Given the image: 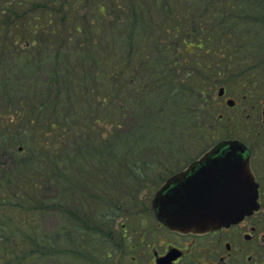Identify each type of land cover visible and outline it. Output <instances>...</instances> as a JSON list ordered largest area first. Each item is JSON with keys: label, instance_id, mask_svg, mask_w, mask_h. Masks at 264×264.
<instances>
[{"label": "trees", "instance_id": "1", "mask_svg": "<svg viewBox=\"0 0 264 264\" xmlns=\"http://www.w3.org/2000/svg\"><path fill=\"white\" fill-rule=\"evenodd\" d=\"M114 1L0 0V95L6 106L0 112V264H43L69 252L85 256L88 264L98 263L99 245L110 244L111 238L120 235L123 225L130 224L129 210H136L133 206L141 202L139 191L132 190L136 183H146L141 177L145 167L139 165L137 156L147 152L155 159V153L140 143L155 134L153 119L165 118L172 104L179 106L173 115L177 121L190 119V130L196 135L214 138L199 121L204 99L202 84L192 80L196 75L193 63L183 58L148 59L146 51L135 47L136 26L142 33H155L150 18L153 6L141 0L117 1L119 12L112 19ZM191 1L185 12L194 9L198 26L202 21L206 24L195 30L196 47L207 46L214 56L223 51L222 57H227L224 52L232 48L236 27L229 20L240 19V26L252 21L245 12L232 18L230 13L236 11L232 3ZM162 3L164 25L168 32L177 33V21L170 25L167 19L171 1ZM152 4L161 6V0ZM253 23L264 27V19L257 16ZM118 31V36L123 31L127 35L123 48L115 50L109 43H116L113 37ZM2 36L15 46H24L22 50L15 47L16 53L5 62L2 56L10 53L2 48L6 41ZM185 36L182 33L179 38L183 53L193 55ZM159 41H155L156 50L161 47ZM60 44H67L65 51L59 49ZM20 58L22 66L17 63ZM46 59L51 65L37 78L35 63ZM152 98L162 106L144 122L143 111L150 108L147 103ZM127 115L136 119L134 133L115 136ZM115 139L119 143L113 146ZM159 161L149 165L156 168ZM60 181L58 193L41 198L44 187ZM52 213L63 221L55 236L39 220L40 215Z\"/></svg>", "mask_w": 264, "mask_h": 264}, {"label": "rangeland", "instance_id": "2", "mask_svg": "<svg viewBox=\"0 0 264 264\" xmlns=\"http://www.w3.org/2000/svg\"><path fill=\"white\" fill-rule=\"evenodd\" d=\"M117 1L119 4L122 2V0H115L114 7L111 5L112 2H107L111 8L113 7L111 11L112 19H115L116 14L119 12L116 5ZM141 1H144L143 3L146 6H149V8L151 5L154 8L153 10L150 8V18L155 33H142L136 26L135 28L137 29L133 32L135 47H140L143 51H146L148 59L158 58L171 62L177 59L181 61V58H183L188 62H191L190 64H194L195 62L201 63L200 67H195V65L192 64L195 68L194 72L196 73L192 80L196 82L200 81L202 84L201 91L204 99V101L200 103L203 104V106L198 114L200 116L199 121L204 123L205 129L207 128L206 130L210 133V136L214 138L208 140L206 136L200 138L196 135V133L190 130L192 126V121H190V119L184 118L185 120H182L181 122L177 121V116H173L178 113L177 108L179 106L177 104H172L171 107L167 108L165 111V118L153 119L155 126H153L152 129L155 131V134L149 135L148 138H143V143H140V145H145L143 148L147 151H149V149L150 151H153L155 153V159L153 156L150 158L147 152L144 154L140 152L141 155L137 156L139 159V165L141 166L143 164V167H145L144 172H141V177L145 178L146 183H136L132 189L134 191H139L138 200L141 202L135 203L133 206L136 207V210L134 208L129 210L130 213L128 215L130 216V219L128 220V223L131 224L132 221H134L133 219H135V221L131 224V227L128 226L127 232L125 233L128 242L134 240V233L140 232L139 227H135V223L138 222L139 219L147 221L149 224L154 220V216L150 210V202L155 190L168 176L169 172H175L182 169L189 161L194 159L197 155H200L215 142L225 139H236L243 142H250L254 141L256 137L259 136V132H263L260 111L264 107V27L253 23V18L257 16L260 20L264 19V0H218L222 4L223 2H226V4L232 3L235 5L236 11L230 13L232 18L242 17L247 14V17L252 21L240 26L237 25V22H239L240 19L229 20V22L234 23L236 27L234 34L232 35L234 38L231 43L232 48L231 50H228V52H224L227 57H222L223 54L221 53H223V51L219 52L217 56H214L210 54V50H208L207 46H203L200 49L196 47L198 45V41L196 40L198 35L195 30H197L198 27H206V24L202 21L198 26L194 9H192L191 13L185 12L187 7L192 5L191 0H188L184 5L181 3V0H169L171 1L170 17L167 19H170V25L177 21L176 24H174L179 28L177 33L168 32L167 27L164 25L166 19L163 18L165 17V14L163 13L162 6H164V4L162 3V0L161 6L157 7L152 4L153 0ZM143 3L142 5L147 8ZM127 11H129V9L125 10V12ZM240 12H245V14L240 16ZM198 13L199 15H202V13L200 14V10ZM129 27L130 25L128 28ZM12 33L13 31L11 30L9 32L10 36H12ZM65 33H67L66 29L63 31V34ZM123 33L124 34L121 36H118L119 31L116 32L113 37V40L116 43H109V47L115 50L123 48L125 43L124 37L127 35V31H123ZM182 33H186L184 43L189 46L188 50L191 51L192 49L195 54L185 55L183 53V44L181 43V40H179ZM243 37L246 39L241 42ZM248 37L250 38L248 39ZM100 38L103 39V35L100 36ZM1 39L6 40L4 39V36H2ZM158 40L160 41L157 44H160L161 47L156 50L154 48L155 41ZM10 41L11 39L6 40L2 45V48L6 47L7 52L10 53V55L5 53L2 56L6 59H3L4 62L9 60V57L16 53L15 49L17 46H19L21 50L24 47L23 44L15 46L11 44ZM191 43H193V48L189 45ZM45 46L47 49H52L51 45ZM65 46H67V44H60L58 47L60 50L65 51ZM41 47L42 50H44V45ZM163 49H166L167 52L161 53V50ZM21 60V58L18 59L20 62L17 63L22 66L23 63ZM17 63L14 62V66H16ZM35 65L37 66V78H41L40 74L51 65V61L49 59L40 60L36 62ZM179 68L180 71L178 74L182 76L184 70L180 63L178 64V70ZM19 72L21 75L23 74V71L19 70ZM221 88L224 89L225 93L224 96L219 97L218 92ZM227 99L234 101V107H228L226 105L225 101ZM12 102L15 103L14 101ZM197 102L198 101L194 100V104H197ZM204 102L207 103L208 106L205 107ZM149 105L150 108L147 107L144 109L145 111H143L144 116L146 117L144 122H147L148 116L152 114L154 109L159 110L161 108L162 103H159L155 98H152L150 102L147 103V106ZM4 108H6L5 102L2 95H0V112L4 111ZM154 114H156V111H154ZM132 116L127 115L123 119V125L120 129L115 131V136L120 137L124 135H132L134 133L135 128H133V126H136L137 122ZM118 143V139H115L113 146H116ZM129 145L132 146V143L130 142ZM165 146H169L170 148H166ZM255 146L256 144L254 147ZM256 149L258 148L256 147ZM152 160H160V163L156 168L152 167L151 164L149 165V163H152ZM11 163L8 165H11ZM61 182L62 181L58 184L53 182V184L51 183L52 185L44 187V191L41 193V198H50L58 193L61 189ZM91 207L92 209L97 208L95 205H91ZM261 216L264 223V206L262 208ZM39 220L42 228L52 236L56 235L59 227H61L63 223V221L53 213L52 215L42 214L40 215ZM119 237L118 232L117 235L113 237V241H111L110 244L103 246L99 245L96 253L102 255L99 256V262L96 264H115L116 260L112 255L114 251L112 249V244ZM108 253L111 254L110 257L105 256V254ZM43 264L88 263L85 256L76 257V255L69 252L67 256L59 255L53 259L45 261Z\"/></svg>", "mask_w": 264, "mask_h": 264}, {"label": "water", "instance_id": "3", "mask_svg": "<svg viewBox=\"0 0 264 264\" xmlns=\"http://www.w3.org/2000/svg\"><path fill=\"white\" fill-rule=\"evenodd\" d=\"M262 115L264 120V109ZM249 161L240 142L216 144L155 193V217L171 231L190 233L228 226L250 215L258 205Z\"/></svg>", "mask_w": 264, "mask_h": 264}, {"label": "flooded vegetation", "instance_id": "4", "mask_svg": "<svg viewBox=\"0 0 264 264\" xmlns=\"http://www.w3.org/2000/svg\"><path fill=\"white\" fill-rule=\"evenodd\" d=\"M250 142L244 144L249 151L250 167L257 183L258 211L231 226L189 234L171 232L155 219L150 224L139 219L135 227H139L140 232L134 233V240L128 242L125 236L127 226L123 225L122 234L113 242L115 264H264V223L261 216L264 206V127L263 132ZM177 173L169 172L161 185ZM105 256L110 257L111 254Z\"/></svg>", "mask_w": 264, "mask_h": 264}]
</instances>
